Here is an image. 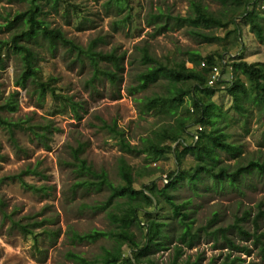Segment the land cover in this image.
I'll return each instance as SVG.
<instances>
[{"label":"rangeland","instance_id":"374dc122","mask_svg":"<svg viewBox=\"0 0 264 264\" xmlns=\"http://www.w3.org/2000/svg\"><path fill=\"white\" fill-rule=\"evenodd\" d=\"M106 1L65 0L57 10L48 9L46 18L52 26L62 28L68 37L83 46L100 38V43L97 44L99 50L108 52L114 49L119 54L124 53L123 77L116 85L111 84L106 77L90 84L92 68L88 61L80 62L76 54L70 52L65 45L60 44L50 50L42 39L32 44L38 51V64L44 79L53 77L55 81L52 82L57 92L81 104L79 118L71 108L63 105L62 99H54L47 94L40 102L30 82L26 88L16 86L15 80L21 68L17 54L8 53L6 65L0 69L3 95L6 97L18 92L19 100L18 111H2L1 114L12 119H28L29 124L40 126L52 123L54 127L45 142L27 128L16 129L15 138L20 148L15 146L8 132L0 127V179L30 166L36 167L40 174H27L24 179L36 186L48 187L46 192H35L24 188L17 179L0 181V201L3 202L0 206V264H76L68 258L69 251L94 258L103 246H109V241L105 238L82 243H74L70 238L71 229L83 233L94 228L108 229L110 226L105 211H94L90 207L104 200L107 191L74 188L79 176L73 165L71 148L76 147L78 142L84 145L82 157L97 169L108 171L116 184L120 182L118 159L121 155L125 156L135 170L147 162L155 170L154 175L136 177V188L153 180L163 186L167 183L164 180L167 178L166 174L178 168L172 153H167L156 161H147L144 153L138 155L123 152L118 140L102 125L101 120L109 125L116 121L118 128L124 130L126 138L132 144H137L142 137L168 121L160 111L142 112L141 104L137 101L138 97L163 91L165 79L142 92L133 93L128 90L129 86L135 84V74L144 68L140 58L142 46L147 45L150 53L162 60L186 59L185 51L189 49L197 50L203 56H217L226 46L230 48V52H223V65L217 62L214 69L221 80L231 78L230 66H225V62H229L232 57L264 63V45L254 37L246 21H240L241 41L239 46H235L232 35L229 37L231 40L208 41L192 36L185 27L167 25L159 29V24L149 22V16L158 13L160 8L173 15H187L189 0H130L133 18L128 24L118 28L115 21L122 18L124 12L117 14L114 7L106 8ZM205 2L212 10L221 6L217 0ZM4 6L10 5L5 0H0V10ZM12 7L15 10L20 8V4L14 3ZM160 21L162 20L158 22L164 24V21ZM233 27L230 24L226 30ZM204 30L216 36H223L226 32L225 29L218 28ZM9 35L7 29L0 30V38H7ZM202 66L201 63L198 67ZM222 68H226L223 73ZM216 86L213 99L226 112L229 140L242 148L239 157L232 158L221 152L222 158L230 164L236 161L247 162L256 156L264 159V116L260 115L256 107H253L248 117L241 115L234 107L232 97L224 89L225 84L221 82ZM222 125L225 126V123ZM188 140L191 138L188 137ZM193 162V156L186 153L184 166L188 167ZM203 181L196 186L187 181L177 182L171 190L177 202H185V209L190 211L195 226L206 224L213 214H217V222L210 230L217 226L225 227L232 224L236 216H242L248 211L249 220L244 226L250 231L254 229L253 219L258 208L264 209V174L253 172L242 177L239 189H217L211 179ZM160 208L154 213L159 218L167 219L170 229L176 233L178 225L172 215L170 203L164 201ZM4 212L11 217L5 216ZM12 219L30 224L35 236L13 226ZM263 229L264 218L260 220V231ZM48 230L59 231V235L48 237ZM137 233L142 234L140 229H137ZM228 236L237 244L247 246L248 250L232 251L220 237L217 240L204 233L193 247H184L185 254L181 259L190 256L194 260L200 256V264H209L210 260L219 264L227 253L232 252L233 256L239 255L245 264H264L259 247L252 239H243L235 229L230 230ZM125 251V255L131 254L128 247H125ZM171 252L172 249L159 250L153 256L165 264L170 259ZM119 264L128 263L123 258Z\"/></svg>","mask_w":264,"mask_h":264},{"label":"trees","instance_id":"16d2710c","mask_svg":"<svg viewBox=\"0 0 264 264\" xmlns=\"http://www.w3.org/2000/svg\"><path fill=\"white\" fill-rule=\"evenodd\" d=\"M10 6H4L0 10V30L7 29L10 35L0 38V69L6 65V56L12 52L20 57L21 68L17 74L16 86L26 88L29 82L32 84L37 98L42 102L46 95L54 99H62L65 107L71 108L79 118L82 106L71 97L57 92L53 77L44 79L39 64L38 51L33 43L44 40L50 50L58 45L67 46L70 52L76 54L80 62L88 61L92 68L90 84L97 79L106 77L111 84L121 82L125 68V54H119L112 49L108 52L99 50L98 40L90 41L83 46L68 37L60 27L52 26L47 20L48 9L57 10L65 0H5ZM221 6L212 10L205 0H189L187 15L171 14L161 8L158 13L149 16V22L159 24L163 29L167 25L171 27H185L189 34L211 41L225 39L232 40L239 46L241 41L240 21H246L251 28L254 37L264 45V0H217ZM20 4L15 10L12 4ZM106 8L114 7L117 14L124 12L122 18L115 21L116 27L126 25L133 18L130 0H107ZM262 6V8H260ZM49 7V8H47ZM164 21V24L159 23ZM233 29L226 30L228 25ZM205 28L225 29L223 36H216L206 32ZM234 34V35H233ZM147 45L140 49L141 64L144 68L135 74V84L128 87L130 92H142L150 85L165 79L163 91L154 92L150 95L138 97L141 111H160L166 115L168 121L141 138L137 144H132L125 136L123 129L118 128L114 121L112 124L102 121L103 127L107 128L118 140L121 150L130 154L144 153L147 161H156L167 153L175 157L177 169L166 174L167 183L163 186L156 180L149 184H143L136 188V177L151 176L155 170L146 165L135 170L124 155L118 159V175L120 182L115 183L105 169H97L82 157L84 145L78 142L76 147L71 148L73 165L79 176V181L74 188H82L86 191L95 189L98 192L107 191V195L101 202H96L90 207L94 211H105L108 221V229L94 228L87 232L70 230V238L74 243L94 242L105 238L109 246H103L101 252L94 258H88L81 253L69 251L68 258L76 264H119L124 258L128 264H163L153 255L156 251L172 249L170 259L165 264H200V256L191 260L190 256L185 259L184 247L191 248L203 236L211 235L214 239L220 237L230 250L247 251V246L237 244L228 233L235 229L243 239H252L258 245L261 256L264 258V229L260 231V220L264 218V209L258 208L253 219L254 229L245 228L244 223L249 220L250 213L245 211L242 216H236L233 223L225 227H215L218 215L208 219L206 224L195 226V220L190 216V211L185 209V202L179 203L171 193L177 182L187 181L193 186L204 179H211L217 189H239L241 178L252 174H264V159L256 156L247 162L236 161L234 164L225 162L221 152L237 158L241 155L240 145L229 140V132L226 130L227 115L222 107L213 99L217 91L216 84H225L226 91L232 97L234 107L243 116L248 117L253 107L258 109L264 116V63L247 62L240 57L230 58L228 64L231 70L229 80H221L219 76L212 78L216 63L223 65L224 53H229L230 48H224L223 52L216 55L203 56L197 50H186V59L169 60L159 59L150 53ZM203 64L201 68L198 66ZM217 64V65H218ZM226 68H222V73ZM212 71V73H211ZM212 80V81H211ZM211 81V82H210ZM217 82L213 84V82ZM18 92L4 96L0 82V127L5 129L17 148H20L15 138L16 129L27 128L35 136L46 141L48 134L53 130V124L47 123L42 126L29 124L28 119H12L1 114L2 111L10 113L19 109ZM171 120V121H170ZM225 123V126L222 125ZM29 124V125H28ZM28 125V126H27ZM188 137L191 140H188ZM175 144V145H173ZM193 156V164L184 166L185 154ZM27 174H40L35 168L27 167L23 171L9 175L5 179H17L26 189L35 192H46V185L36 186L24 179ZM171 205L172 215L177 221V232L174 233L169 227L168 220L159 218L158 209L162 202ZM187 202V201H186ZM3 202L0 201V206ZM5 216H9L4 212ZM11 217V216H9ZM13 226L19 227L25 233L35 236L32 226L21 223L20 219H12ZM137 229L141 230L140 235ZM175 231V230H174ZM48 237H57L59 231L48 230ZM125 247L131 254L125 255ZM209 264H216L210 260ZM219 264H245L238 255L227 253Z\"/></svg>","mask_w":264,"mask_h":264},{"label":"built area","instance_id":"2783aa9c","mask_svg":"<svg viewBox=\"0 0 264 264\" xmlns=\"http://www.w3.org/2000/svg\"><path fill=\"white\" fill-rule=\"evenodd\" d=\"M218 76H216V73H213V76H212V78L214 79V78H217ZM212 81V80H211ZM210 81V82H211ZM164 180H165V182H167L168 180L166 179V178H164Z\"/></svg>","mask_w":264,"mask_h":264}]
</instances>
